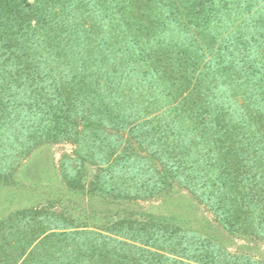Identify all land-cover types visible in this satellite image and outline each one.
I'll return each instance as SVG.
<instances>
[{
	"label": "trees",
	"instance_id": "trees-1",
	"mask_svg": "<svg viewBox=\"0 0 264 264\" xmlns=\"http://www.w3.org/2000/svg\"><path fill=\"white\" fill-rule=\"evenodd\" d=\"M62 142L74 191L112 206L177 187L264 242V0H0V185ZM144 217L16 210L0 264H264Z\"/></svg>",
	"mask_w": 264,
	"mask_h": 264
},
{
	"label": "rangeland",
	"instance_id": "rangeland-1",
	"mask_svg": "<svg viewBox=\"0 0 264 264\" xmlns=\"http://www.w3.org/2000/svg\"><path fill=\"white\" fill-rule=\"evenodd\" d=\"M73 149L74 145L69 142L45 143L35 147L18 165L12 179L14 183L0 185V218L16 210L38 207L49 208L53 213H64L78 225L83 223L84 215L91 208H108L119 214H133L137 218L163 216L180 222L185 228L214 237L215 242L230 253L264 260V242L230 236L186 190L174 187L163 199L105 206L99 199L70 189L61 176L59 162L64 155L74 157ZM86 168L87 176L82 180L84 185L94 172L92 168ZM86 224L91 226L92 223L86 220Z\"/></svg>",
	"mask_w": 264,
	"mask_h": 264
}]
</instances>
